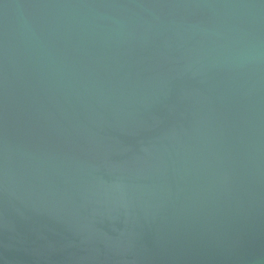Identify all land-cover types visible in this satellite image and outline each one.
Returning <instances> with one entry per match:
<instances>
[{
    "label": "water",
    "instance_id": "1",
    "mask_svg": "<svg viewBox=\"0 0 264 264\" xmlns=\"http://www.w3.org/2000/svg\"><path fill=\"white\" fill-rule=\"evenodd\" d=\"M0 264H264V0H0Z\"/></svg>",
    "mask_w": 264,
    "mask_h": 264
}]
</instances>
